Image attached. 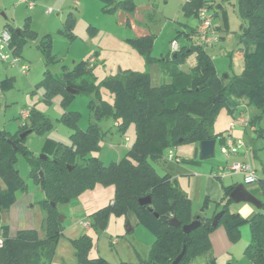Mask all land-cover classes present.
<instances>
[{
	"label": "trees",
	"instance_id": "16d2710c",
	"mask_svg": "<svg viewBox=\"0 0 264 264\" xmlns=\"http://www.w3.org/2000/svg\"><path fill=\"white\" fill-rule=\"evenodd\" d=\"M237 1L243 21L236 42L244 63L240 74L225 77L217 74L208 47L193 42L196 28L178 31L170 42L177 41L182 33L188 43H179L177 50L169 51L161 59L150 54V34L131 39L147 63L159 61L161 65L165 62L177 64L194 49L196 61L189 73L175 67L168 72L171 81L158 85L151 83L148 72L132 69L119 71L102 80L101 83L113 95V103L89 100L90 112L96 118L112 115L121 134H124L128 125H134V140L117 161L105 165L93 154L99 149L104 135L95 121H91L86 129L76 127L70 134V144L46 138L41 147L42 157L27 150L22 143L24 137H19L27 129L40 130L48 125L42 113L30 109L26 122L23 125L20 123L15 133L0 128V218L1 213L8 211L13 204L15 192L26 184L16 167L18 151L28 160L29 177L39 183L44 192L40 203L45 212L41 232L35 228H23L11 236L8 224L0 222L4 236L0 264H49L64 229L63 221L58 218V205L77 204L79 195L96 184L113 185L114 194L109 204L89 214L90 227L97 229V221L105 220L112 212L126 214L131 211L138 223L154 234L155 240L146 259L138 263L124 260L112 263L101 255H91L92 237L82 233L70 239L77 264H169L183 246L185 252L178 264H192L199 254L206 256L205 264L215 263L209 235L219 223L213 226L212 216L194 215L190 198L170 180L169 174L160 175L151 165L150 159L162 158L165 149L187 140L198 143L202 139L214 137L222 142V134L213 130L214 116L222 104L226 105L231 115L240 105L253 107L254 113L249 116L248 126L257 129L255 124L264 116V0ZM109 3L111 6L108 9L120 8L128 14L135 7L133 0H110ZM202 6H205L204 0H185L182 9L186 14L197 17V11ZM218 13L214 11L212 15L217 16ZM220 13L222 25L227 29L226 10L221 7ZM72 23V19L67 18L62 28L70 36ZM6 28L11 33L14 51L19 54L24 40L23 30ZM222 38L220 36L219 40ZM40 46L48 60L55 62L56 58L50 51V39L44 37ZM90 58L78 63L74 73L64 74L60 80L53 77L42 80L49 91H63L62 105L65 106L75 93L92 89L91 80L94 76L92 66H89ZM77 79L80 84L76 83ZM180 79H186L189 85L176 83ZM68 88L75 89V92ZM61 119L76 126L75 112H64ZM175 158L178 162L182 161L177 156ZM187 161L194 163L197 159ZM39 171L43 172L42 178ZM258 185L264 194V177L259 176ZM233 187L224 186V212L219 222L224 224L230 237H236L239 226L248 223L251 239L245 253L253 264H264V201L254 213L243 217L229 209L233 201L229 194ZM146 196H150V203L140 204L139 198ZM172 216L181 224L189 223L199 216L201 223L191 232L185 233L181 227L169 224Z\"/></svg>",
	"mask_w": 264,
	"mask_h": 264
},
{
	"label": "rangeland",
	"instance_id": "374dc122",
	"mask_svg": "<svg viewBox=\"0 0 264 264\" xmlns=\"http://www.w3.org/2000/svg\"><path fill=\"white\" fill-rule=\"evenodd\" d=\"M31 1L35 4L29 8L26 3L19 0H0V28L5 26L23 30L24 40L19 55L29 65L27 73L22 74L17 67L6 66L0 62V128L15 133L20 124L21 109L30 111L34 108L42 113L48 125L40 130L29 131L22 140L27 150L35 156H40L41 147L46 138L70 144V134L76 127L86 129L91 121H95L104 135L99 143V149L93 154L97 155L105 165L117 161L126 153L134 140V125H128L124 134H121L114 126L115 121L112 115L99 118L93 116L88 106L89 100L95 102L105 100L112 104L113 95L101 83L103 79L125 69L139 72L151 70L152 67L139 53L131 39L140 36L147 29L152 36L150 54L161 59L170 51L169 41L177 32L196 28L198 18L184 12L182 5L185 0H133L135 7L131 15H126L120 8L108 9L111 6L110 0ZM204 3L211 12H219L217 16H214V23L219 35L222 34L223 38L208 47L217 74L220 77L240 74L244 63L236 42L243 21L239 13L238 1L204 0ZM219 5L226 10L227 29H224L222 25ZM47 9L51 12L47 13ZM67 18L73 21L71 36L62 31ZM44 37L50 39V51L56 58L55 62L49 61L41 49L40 44ZM192 39L195 45L200 43L196 36H192ZM177 41L180 44L188 43L182 33ZM90 57L94 58L91 67L94 76L91 80L92 89L75 93L65 106L62 105L63 91L61 89L49 91L48 87L42 84V80L52 77L60 80L64 74L74 73L75 66ZM195 61L196 50L194 49L177 64L165 62L162 66L155 65L153 68L161 78L160 83H164L171 81L168 72H171L173 68L177 67L184 73H189ZM6 78L10 79L6 80ZM177 81L179 85H189L186 79ZM76 83L80 84V80L77 79ZM240 111H243L245 116L254 113L253 107L240 105L231 115L226 105L222 104L214 116V131L221 133L222 136L226 135L229 122ZM64 112L76 113V126L61 119ZM255 125L257 129L253 128L248 133L243 125L236 123L232 135L234 138H241L244 144L255 152L250 161L256 166L257 174H261L264 166V116ZM220 143L221 141L218 140L213 156L203 160L197 159L196 163L187 160L193 158L197 143L187 140L172 147L177 157L182 159L180 167L173 172L174 174L167 170L168 165L171 164L170 160L165 161L168 148L164 150L162 158L150 159L151 165L160 175L176 174L173 182L190 198L193 214L211 217L222 210L225 197L222 185L226 184L230 178L219 177L217 172L218 167L230 157L220 152ZM240 160L238 157L233 161ZM16 167L26 184L15 192V209L2 212L0 222L12 225L10 221L15 218L17 221L20 214H23L25 218H28L27 222L34 223L35 229L41 232L42 221L39 215L42 214L43 217L45 215L40 203L44 198V192L39 183L29 177V163L21 151L17 152ZM195 176H198L196 183H194ZM234 180L247 184L242 175L234 176ZM0 184H2L1 181ZM96 186H100L99 188L103 190L101 196L98 197L97 192H94L97 189L90 188L83 193V199L76 207L72 208L68 204L58 205L64 225H68L81 213L87 214L109 204L113 196L112 185L98 184ZM257 195L261 201H264L263 193ZM244 206L255 207L248 202L232 201L229 209L240 214L239 209ZM27 212L33 213V216L26 217L30 215ZM134 222L135 214L131 211L126 214L110 213L104 220L102 228L91 227L88 232L92 236L90 254L101 255L112 263L120 260H128V262L132 260L135 262L131 263H136L146 259L155 236L142 225L134 226ZM127 223L133 226L132 231L127 232ZM211 236L214 264H253L245 253L251 239V228L248 223L239 226L236 237H230L224 224L219 222ZM114 239L116 242L113 243ZM205 262L204 254H199L192 260V264H205Z\"/></svg>",
	"mask_w": 264,
	"mask_h": 264
},
{
	"label": "built area",
	"instance_id": "2783aa9c",
	"mask_svg": "<svg viewBox=\"0 0 264 264\" xmlns=\"http://www.w3.org/2000/svg\"><path fill=\"white\" fill-rule=\"evenodd\" d=\"M27 4L29 8L34 6V2L31 0H19ZM47 13L51 12L50 9L46 10ZM198 23L196 26V37L198 41L205 47L213 46L219 41V33L217 31L216 24L213 21V15L209 8L202 6L197 11ZM178 43L176 40L170 42V51L173 52L177 50ZM94 58L89 59V66H92ZM0 62L10 67H17L22 74H26L29 69V65L22 57L14 51V46L12 45V37L10 31L6 27L0 28ZM29 116V110L21 109L19 113L20 123L23 125ZM234 119L229 122V128L227 129L226 135H223V141L220 143V152L227 157L231 155H237L239 152L247 155L251 150L244 144L241 138H234L232 136L233 129L236 123L248 126L249 117L245 116L243 111H240L233 116ZM253 128V127H249ZM127 139V137H125ZM169 158L172 155L169 154ZM178 160V159H176ZM227 174H241L247 181V184L258 183L259 175L256 172L255 167L248 161H231L224 165H221L218 169L217 176L224 177ZM80 224L85 227L90 226L89 219H80ZM4 236L0 228V248L3 245ZM116 239L113 240L115 242Z\"/></svg>",
	"mask_w": 264,
	"mask_h": 264
},
{
	"label": "crops",
	"instance_id": "0c3cea01",
	"mask_svg": "<svg viewBox=\"0 0 264 264\" xmlns=\"http://www.w3.org/2000/svg\"><path fill=\"white\" fill-rule=\"evenodd\" d=\"M126 15H131V13L130 14L126 13ZM213 21H214V16H213ZM14 29L16 31H20L21 28H14ZM148 34H149V31L147 29H145L144 32H142V34H140V36H144V35H148ZM220 36H222V34H220ZM177 43L179 44L178 41H177ZM169 50H170V45H169ZM91 58H93V57H91ZM155 65H158L159 66V65H161V63L159 61H154V62L149 63V66L152 67V68H151V70H149L147 72L150 75L151 83L153 85H158L161 82V81H159L161 78L155 72L156 71L155 68H153ZM242 106L244 107V105H242ZM249 115L247 117H249ZM114 126H116V123H114ZM244 128H246V127H244ZM253 128H250V130H252ZM213 130H214V127H213ZM215 133H217V132H215ZM217 141L218 140L216 139V143H217ZM169 154L172 155V158H169ZM254 154H255V152L254 151L252 152V148H251V150L249 151V153L247 155H245L242 152H239L237 155H231V156H229L230 159H227L224 164L229 163V162H231L233 160H236L238 157L241 159L240 161L246 160V161H248V162L251 163L250 159L252 158V156H254ZM174 156H177V155L175 154V152L172 149H169L168 150V154L166 156L167 159L165 161H167V160H170L171 161V162H169L171 164H169L168 167H167V170L169 172H171V173H173L174 171H177L178 168L180 167V165H179L180 162H182V161L178 162L176 160V158H174ZM194 163H196V162H194ZM254 167L257 170L256 166H254ZM212 170H213V168H212ZM175 175H170L169 174V177H170V180L171 181H173V178L175 179ZM237 175H241V174H227V176L225 175L224 178L229 177L230 179L227 181L226 184H224L222 186H230V185H234L235 186L236 184H238V181L237 180L236 181L234 180V176H237ZM258 175L264 177V166L262 167V173L261 174H258ZM197 178H198V176L197 177L195 176L194 183H196ZM96 185H98V184H96ZM96 185L93 188H91V189H97V190H94V192H97L96 195L99 197L103 193V190L101 188H99L100 186H96ZM245 186H246V188L250 192H252L257 197H259L257 194H261L262 193V188L258 185V183L246 184ZM95 187H98V188H95ZM87 190L88 189L84 190L79 195V197H78V203L83 199L82 198L83 197V193L85 191H87ZM112 192L114 194V187H113V185H112ZM112 198H113V196H112ZM112 198L110 199V202L112 201ZM78 203L75 204V205H70V207L74 208V207H76L78 205ZM12 209H15L14 208V202L10 206L9 210L12 211ZM256 209H258V208H256V207L251 208L249 206H244V207H242V208L239 209V212H240V214L243 217H247V216L251 215L252 213H254L256 211ZM231 211H234V210L232 209ZM92 212H94V211H92ZM92 212H89L87 214L86 213H81V214H79L77 216V218H75L68 225H64V229L62 231V235L59 237V239L57 241V245H56V248H55V254H54V256H53V258H52V260L50 261L49 264H77V259H76L75 254H74V248H73V246L70 243V239H73V238L79 236L82 233H88L89 232V230L91 229V227L90 226L89 227H85L82 224H80L79 221H80V219H84V218L90 220L89 214L92 213ZM27 213L30 214V215H26V217H30L31 215L33 216V213H31V212H27ZM194 215H197V214H194ZM39 217L41 218V221L44 218L42 214L39 215ZM26 219H28V218H25L23 214H20V216H19V218H18L17 221H16V218L14 220H11L10 222L12 223V225L11 224L8 225V233H9V235H11V236L14 235L16 233V231L19 230V229H23V228H35V225H33L34 223H32V222L29 223V222H27ZM29 220H30V218H29ZM103 223H104V220L97 221L98 226L101 227V228L103 227ZM133 224H134V226H136L137 224H139L138 221H137L136 216H135V222ZM126 226H129V229L127 230V232L133 230V226H131L129 223H127ZM211 233L209 235L210 241H211V238H212ZM124 261H128V260H124ZM130 261L131 262H135V261H132V260H130ZM138 262H136V263H138Z\"/></svg>",
	"mask_w": 264,
	"mask_h": 264
},
{
	"label": "water",
	"instance_id": "95a60500",
	"mask_svg": "<svg viewBox=\"0 0 264 264\" xmlns=\"http://www.w3.org/2000/svg\"><path fill=\"white\" fill-rule=\"evenodd\" d=\"M220 6V5H219ZM221 7V6H220ZM72 92H75V89L68 88ZM247 132H250L249 126L246 127ZM30 130L27 129L26 131H23L22 133L19 134V137H24ZM13 144V143H12ZM15 147V144H13ZM215 147H216V138H210V139H202L198 141L197 145L194 148V155L193 158L203 160L206 158H209L214 155L215 153ZM42 157V155H40ZM40 177L42 178L43 172L39 171ZM230 198L234 202H248L255 206L256 208H260L262 206V201L255 196L252 192H250L244 183H238L234 186L232 191L229 194ZM151 201L150 196L146 197H141L139 198V203L140 204H149ZM52 205L55 206V203L52 202ZM224 210H220L213 214L212 216V225L216 226L219 223L220 217L222 216ZM58 218L60 221L63 220V216L60 214L58 215ZM201 221L199 216H196L192 221L186 224H181V222L175 217L172 216L169 219V224L176 226V227H181L182 231L185 233H189L192 230H194L196 227L200 225ZM129 229V226H127V230ZM185 252V246L181 249V251L176 255V257L169 263V264H178L180 259L182 258L183 254Z\"/></svg>",
	"mask_w": 264,
	"mask_h": 264
}]
</instances>
